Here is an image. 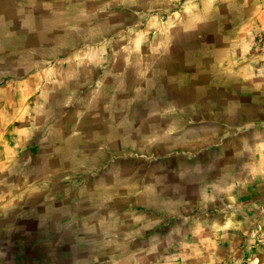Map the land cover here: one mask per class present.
<instances>
[{"label":"clouds","instance_id":"obj_1","mask_svg":"<svg viewBox=\"0 0 264 264\" xmlns=\"http://www.w3.org/2000/svg\"><path fill=\"white\" fill-rule=\"evenodd\" d=\"M0 264H264V0H0Z\"/></svg>","mask_w":264,"mask_h":264}]
</instances>
